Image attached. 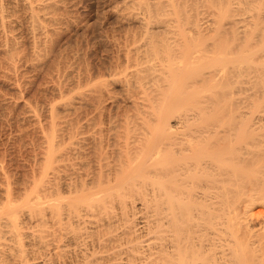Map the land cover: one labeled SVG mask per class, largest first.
Segmentation results:
<instances>
[{"label":"bare ground","instance_id":"bare-ground-1","mask_svg":"<svg viewBox=\"0 0 264 264\" xmlns=\"http://www.w3.org/2000/svg\"><path fill=\"white\" fill-rule=\"evenodd\" d=\"M165 2L109 76L120 93L89 67L72 116L49 107L38 176L19 204L5 186L0 264H264V0Z\"/></svg>","mask_w":264,"mask_h":264},{"label":"rangeland","instance_id":"rangeland-1","mask_svg":"<svg viewBox=\"0 0 264 264\" xmlns=\"http://www.w3.org/2000/svg\"><path fill=\"white\" fill-rule=\"evenodd\" d=\"M43 1H46V0H40V1L39 0L38 1L37 0H31V1L28 0V2L26 0H0V14H1L0 16H2V17H0V24H1V22L4 21L0 26V37H1L0 38V165H4V166H0V169H2L0 171V207H1V205H3L2 203H4V201H7L9 199L8 197H10L11 200L16 199V200H14V202H16V201L21 202L19 200L21 198L23 199L24 196L29 191H26L25 194H23L24 196H22L21 192L24 193V191L27 190V189L24 190V188H28V190H30L29 188H31V186H30V184H32V182L30 181V179L32 180V174L31 173L33 172V177H34L35 173L38 176L37 170L39 168L38 166H40L39 163L42 165V163L39 160H42L41 159L42 149H44L43 147H45V145H46L44 142V138H42V137H44L46 134L49 133V128L47 126L48 125L47 122L50 121L49 120L50 117L48 115H50L51 106L54 104L53 106L56 108V111L54 110L55 111L54 113L56 115L58 114L57 116L56 115L55 116L56 117L59 116L57 118V119L60 118L59 120H67L68 118H66V117L70 118L72 116V115L71 116L68 115L67 108H65L63 106V102H61V101L66 98L64 100V102H65V104H67V102H66L67 97L72 96L71 93L73 92V90H76V89L79 90V88L76 87L77 85L81 88L82 87L84 88L85 83H83V82H84V78L86 77V72L89 69V67L91 69L93 68L91 70V72H95L98 69L97 67H100L101 69H103L102 71H103L105 77L107 76L106 77L107 79L105 82L108 84V86H110V85H111L110 87L113 86V88H115V90L118 89L117 91L120 93L121 88L119 87L120 86L119 80H118V78H116L117 81H115L116 79L114 80V78L116 76L114 75L115 77L112 78L113 73H111V72L115 71L114 70L115 65H118L119 61H120V65H121L123 60L126 58L125 53H126L127 45H128V47L133 45L132 44L133 37H131V36H133V33L135 35L134 39L138 40V39H140L141 34H143V32L145 31V27H146L147 23L142 24L141 18L142 17L144 18L145 13L148 14L147 13V12H149V11H147L149 9L148 7L151 6L152 7L151 10L154 9L153 10V13H154V12H156L155 7L160 6V8H161L166 3L165 0H164V2L162 1L164 4H161L160 2L157 4L158 0H154L155 2L153 0H149L150 2L153 1L151 3L152 5H148L150 3L148 0H146L144 3L143 2L141 3L142 0H140V1H138V0H128V1L123 0L124 3L122 0L121 1L120 0H113V1L112 0H59V1L58 0H48L47 3H44L46 5L49 3L48 6L44 7L43 5H41ZM62 1H64V2H62ZM132 1H134V2L132 3ZM32 2H33V4H32ZM52 3L54 5H52ZM187 3L186 4L181 3V5H180V6H182V4H183V6H184V4H185V7H183V8L187 7V9H188V10L184 9L185 12L187 11V14H186L183 12L184 11V10H182L183 8L180 7V11H179L180 13L179 14L181 16L182 15L184 16L186 14L185 18L182 21V24H183L184 20L186 19L187 15H190V13L193 11V7H194L193 4L189 5ZM30 4H32V5H30ZM59 4H61V5H59ZM134 4H135V6H134ZM147 5H148V7H146ZM191 5H193V6H191ZM30 6H32V7H30ZM33 6H35V7H33ZM132 6H134V7H132ZM188 6H190V7H188ZM190 8L192 9V11H190L191 10ZM69 10H70V12H69ZM12 11H13V13H12ZM42 11H43V13H42ZM56 11H58V12H56ZM130 11H131V13H130ZM132 12L133 13L135 12V14H133ZM181 12L184 14H181ZM56 13H58V14H56ZM128 13H129V15H128ZM150 14H152V13L149 12V15H147V16H150ZM11 15H13V16H11ZM54 15H55V18H53ZM180 15L178 16V18L181 17ZM44 16H46V17H44ZM168 16H170V15H168ZM172 16H173L172 18L176 19L175 15H172ZM33 17L35 18V20ZM62 17H63V19H62ZM1 18L3 19V21ZM59 18L61 21L59 20ZM182 18L183 17H181V20H182ZM187 19H188V17H187ZM29 20H31V21H29ZM63 22L66 24H64ZM56 23H57V25H56ZM59 23H60V25H59ZM6 25H8V26H6ZM30 25H32V26H30ZM156 25L157 24L153 19L151 20V22L149 21V23H148V27H156ZM185 25L187 26L186 23H185ZM57 26H58V28H54ZM30 27H31V29H30ZM26 28L28 29V31ZM14 29H15V31H14ZM39 31H40V33H39ZM125 31H127V32H125ZM129 34H130V36H129ZM137 34H138V37L136 38ZM36 37H37V39H36ZM39 39H40V41H39ZM117 39H118V41H117ZM121 41H124L125 44H124V42H121ZM1 42H2V44H1ZM137 42L139 43L140 41H136V43ZM41 43L44 45H42ZM5 46H6V48H5ZM29 46H32L34 48V50L36 51V53H34L35 51L32 49V47L29 48ZM41 49H43L45 51H43V50L41 51ZM32 50H33V52H32ZM41 52H43V53H41ZM35 55H37V56H35ZM41 55L44 57H42ZM10 56H11V58H10ZM123 57H124V59H123ZM41 61H42V63H41ZM83 61L85 64L83 63ZM14 62H15V64H14ZM10 64H11V66H10ZM53 65L54 66L57 65L56 68ZM87 65H88V67H87ZM12 67H13V69H11ZM85 67H87V68H85ZM35 68H37V69H35ZM108 69H110V70L108 71ZM85 70H86V72H85ZM50 73H52V74H50ZM44 75L47 77H45ZM104 75H103V77H104ZM109 76H112V77H109ZM44 78H46L49 81H47ZM110 78H111V80H110ZM52 80H54V81L52 82ZM111 81H113L112 84H111ZM114 81H115V83H114ZM83 84H84V86H83ZM73 85H75V86L73 87ZM58 86H59V88H58ZM72 88H73V90H71ZM60 91L62 94L60 93ZM59 93L61 94V96ZM77 93L78 92L75 91L73 95L77 96L78 95ZM79 95H82V94H79ZM79 95L77 97L74 96V97H76L75 98L76 100L78 97H79L78 100L81 99V96H79ZM80 101H83V100L81 99ZM80 101H78V103ZM59 102H60V104L62 103L61 104L62 106H59L60 105ZM34 106L37 107L36 110L34 109L35 108ZM31 107H32L33 111L31 110ZM61 107H63V108L61 109ZM58 108H60V109H58ZM34 113L35 114L37 113V114L35 115ZM34 115H35V117H34ZM79 116L81 117V114H79ZM35 123H37V124L35 125ZM40 124H41V127L43 128L44 131L42 130V128L40 129V127H38V126H40ZM43 124L44 125L46 124L45 127L46 126L47 127L45 128ZM49 127H50V125H49ZM47 128H48V130H47ZM23 129H25V130H23ZM41 130L43 131L42 133H41ZM47 131H48V133H47ZM42 134H43V136H42ZM41 138L43 140H41ZM17 139H20V140H17ZM41 141H43V142H41ZM38 143L40 144V146ZM42 145H44V146H42ZM33 152H34V154L35 153L36 154L34 155ZM38 155H40V157ZM30 167H32V168H30ZM31 169H33V170L31 171ZM35 171H37V172H35ZM4 174L8 175V176H4ZM36 174H35V177H36ZM5 177H7L8 179L6 178L7 180H5ZM25 177L27 178L28 181H25L26 180ZM25 182H27V183H25ZM6 184H8V185L6 186ZM22 184H25V185H22ZM28 184H29V186H28ZM13 185H15L16 188H14V189L12 188L13 189L12 192L9 193L11 191V189L6 190V187L10 188V187H13ZM15 189H17V190H15ZM18 189H20V190H18ZM6 191H8L9 194H12L13 198L9 194H8L9 195L8 196ZM15 191L16 192L20 191L19 192L20 194L17 192V195H14L16 193ZM5 195L8 196L7 200L6 199L4 200ZM17 197H18V199H17ZM11 200H9V201H11ZM5 203H4V205L7 204V203L6 204ZM11 203L13 204V202H11ZM17 204H19V203H17Z\"/></svg>","mask_w":264,"mask_h":264}]
</instances>
